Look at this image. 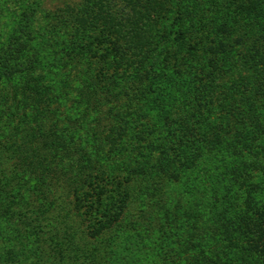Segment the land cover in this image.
<instances>
[{
  "label": "rangeland",
  "instance_id": "rangeland-1",
  "mask_svg": "<svg viewBox=\"0 0 264 264\" xmlns=\"http://www.w3.org/2000/svg\"><path fill=\"white\" fill-rule=\"evenodd\" d=\"M189 46L199 57L188 66ZM8 47L24 54L10 78L0 68V264H264V238L248 241L245 228L220 236L243 211L264 232V187L243 186L229 201V171L253 152L233 154L226 139L241 149L248 130H222L243 111L264 121V0H0V52ZM222 50L241 76L226 75L209 99ZM29 77L49 91L28 95ZM232 79L243 81L235 100ZM123 132L110 153L108 138ZM32 133L57 144L38 153L25 145ZM197 143L210 150L189 165ZM215 193L233 207L218 226Z\"/></svg>",
  "mask_w": 264,
  "mask_h": 264
},
{
  "label": "trees",
  "instance_id": "trees-1",
  "mask_svg": "<svg viewBox=\"0 0 264 264\" xmlns=\"http://www.w3.org/2000/svg\"><path fill=\"white\" fill-rule=\"evenodd\" d=\"M130 2H133V0H130ZM151 8H153L154 10L156 8V15L157 16L161 14V10H160L161 6L159 7L158 5H155V7H151ZM142 19L145 22H147L149 19H151L149 17L148 12H146V13H144L142 15ZM150 28L151 27H149V29ZM133 32H136V29H134ZM139 32H144V30L141 29ZM115 34L117 36L119 35V33H115ZM132 37L135 39V37L133 35H132ZM143 38H145V34L143 35ZM131 40H132V38H131ZM155 42H157V41H155ZM181 45L182 44L178 43V48L179 49L183 48ZM184 51H185L186 55H188L190 57V60H191V61H187V65L188 66H189L190 63L192 65V63H193L192 61H194L195 57H196V59H197V57H199L197 49L194 48L193 46H189L187 48L185 47ZM15 52H16L15 48L11 49V47H8L7 49H3V51L0 52V68H2L3 65L6 66V69H8V75H6L7 78H10L11 75H13L14 73H17V71L19 70V69L12 70L11 64H13L15 62H19V65H18L19 67H20V64H21L20 60L23 57L24 51L21 50V53H19V55H15ZM208 52L209 51H206L204 53L202 52V54L200 55V59L199 60L201 61L202 58L205 59L206 55L208 54ZM221 53L225 54V58H223L224 59L223 63H225V65L224 66L222 65V67H220V69H219V66H218L217 69L213 66L212 73H210L209 83L207 85V88H208V91H209L207 97L209 99L211 98L210 94H212V93L214 94V91H216L217 89L222 87L224 84H226V75L232 76V75H234L235 72H237V74L241 76V69L239 68V70L237 71V68H235L237 66V61H236L237 60V56L234 55L236 60L232 59V58L229 59L228 55L226 54V53H228V50H222ZM38 62L39 61L36 58L35 61H33L32 63L29 64V66L25 65L24 67H22L23 73L19 74V78H21V80L19 82L20 84H21L22 81H25V77L28 75V73L30 74V76L33 74L32 70L37 68V65H38L37 63ZM30 78L31 77H29V81L27 83V87H25L23 85L24 83L22 84L24 89H25L24 91L28 95L35 94L34 95V96H36L35 98H39V97H41V95H43L44 93H47L49 91L48 87H46V86L39 87L38 84H37V81L36 80L34 81V80L30 79ZM192 78H193L192 75H188L187 76L188 80H191ZM174 80H176V79H174ZM176 81H178V80H176ZM242 82L237 83V81H235V79H232V82L230 81V85L232 86V88L229 89V96L232 99L235 100V99L238 98L237 97V90H235L234 88H235V86L238 87V86L243 85ZM9 84H10V82L7 83V81H6V83H4L2 85L4 90L5 89L7 90L9 88ZM30 87H31V89H30ZM93 88H94L93 85H87V88H85V89H87L88 91H93ZM1 89H2V87H0V90ZM15 90L16 91H20V92L23 91V89L21 87L20 88L17 87V89H15ZM247 93H248V91H242L241 92V94L245 96L243 98L244 100H241V101H243V104H244V102L247 103V99H248V96H247L248 94ZM257 99H258V97H256L255 99H251L252 103H250V105L248 107L249 108H256ZM206 101L209 102L210 100H206ZM248 107H246V108H248ZM210 111L212 112V110H210ZM151 112H152L151 109H146L144 111V116L151 115L152 114ZM211 112L205 118L209 119L210 117H208V116L211 114ZM253 117L254 116L251 117L249 115H246L245 111H243L241 114L237 113L235 115H231V116L225 117V119H224L225 123L222 124L223 132H226V131L230 132L231 130H228L230 128V126L233 129H235V131H238L237 134H239V135L243 134V131L248 130V131H246L245 135H242L240 137L241 138V142H242V148L241 149H239L237 147V145H238L237 141H233V139H230V138L226 139V146L229 149V151H231L233 154H234L233 151H235L237 154H242V155H244V154L246 155V154H249L250 152H253L252 153L253 154L252 157L245 161L246 163H244V162L242 163L240 161L241 164H243V165H241V167L235 168L233 170L230 169V171H229V173H230L229 175H230L231 181H232V184H231V195L229 196V201L230 202L234 201L238 197V195H239L238 192H239V190L243 189V186L253 185V186H256L257 188L260 187V190H261V188L264 187V186H262V183H261V182L264 183V146H263L264 141L262 140L263 137H264V124H263L264 121H262V119H261L262 117H258L257 116V118L254 117L255 119ZM180 125H181L180 126L181 128L184 127L185 130H187V126H186L187 124H180ZM128 130H129V128H128ZM175 131L176 130H174L173 128H170V127L166 128L165 127V132L168 133L170 138L175 136ZM191 131H193V128H191ZM47 136H49V133H47V134H41V133L35 134V133H32L31 136L28 135V140H27V143H25V145L28 146V147H31V144L33 143L35 145L34 150L38 151V153L41 152V149L43 147H45V148H54L56 146V144H57V141L55 140L57 138H55V137L52 138V134L51 133H50L49 137H47ZM118 136H119L118 141H114L113 139L108 138V141L111 142V146H110V149H109L110 153L118 151L115 148V146H116V144H119V141H121L122 137L124 138L126 136V132H123V135L122 134H118ZM26 146H25V149L22 148V150L26 151L28 149V147H26ZM210 146H214V145L210 144ZM195 147L197 149L195 148V153L191 157L189 165L192 164L195 159H198L203 154V150L205 151L204 153H207L208 150H210L209 148L205 149L204 145H201L200 143L195 144ZM155 150H158L162 154L165 152L162 147L150 144L149 145L150 153L153 154L152 152L155 151ZM177 155L178 154L175 153L176 157H177ZM164 160H166L165 164H168V162H169L168 160H170V159H169V157H168V159L167 158H163V159H161V162L164 161ZM232 160H233V158H231V161ZM170 161H174V160H170ZM181 164H183V163H181ZM247 166H249V167L252 166L253 169H258L257 175H259V177L257 176V178L254 180V178L251 177V175H253V174L250 173L251 171L248 169ZM163 167H160L159 170L157 169L156 172L160 173V175H161V172L164 173L165 168H163ZM243 183H246L247 185H245ZM3 192H6V191H3ZM257 197H259V202H258L259 204L257 206L260 207L261 204H262V199H260L261 198L260 195H257ZM263 197H264V194L262 195V198ZM224 198H225L224 195L215 193L214 196H213V203H211L215 207L214 219H215V224L217 226L222 224L221 220L226 219V218L229 219L230 217L227 214H228V212L233 211L232 210V208H233L232 206L227 205V202H223ZM244 200H246V199H244ZM263 206H264V203L260 207L262 209V212H260L261 213L260 217L262 219V223H261L262 225L264 224L263 223V221H264V218H263V216H264V208H263ZM228 225H229V223H228ZM228 225H226V227L222 229V231L220 233V236H224L225 238L228 239L229 235L231 234V231H233L235 229L240 230V228H245V229L248 230V236L246 238L248 241L253 242V240H255V238L257 239L258 242L263 241V238H264L263 230L257 227L256 223L253 221V219L251 217L247 216L245 211H243V213L240 214V218H239L237 223H232L231 222V225L230 226H228ZM237 225L240 226V227H238ZM263 263H264V261H263Z\"/></svg>",
  "mask_w": 264,
  "mask_h": 264
}]
</instances>
